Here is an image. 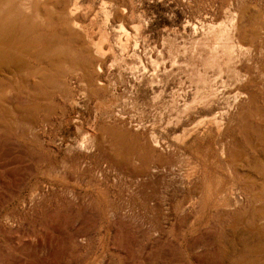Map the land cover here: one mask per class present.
<instances>
[{"label":"rangeland","instance_id":"374dc122","mask_svg":"<svg viewBox=\"0 0 264 264\" xmlns=\"http://www.w3.org/2000/svg\"><path fill=\"white\" fill-rule=\"evenodd\" d=\"M60 4L66 10L76 5L94 42L105 37L102 87L94 83L86 89L70 74L59 91L34 98L33 117L0 126V264H262L264 231L256 216L264 203L256 199L264 197V152L256 133L246 138L239 126L230 129L237 143L229 150L238 144L244 150L232 164L221 156L219 141L182 147L172 139L181 131L168 130L166 123L181 114L196 91L213 90L219 102L213 113L183 119L185 127L222 111L232 98L234 83L221 82L229 71L220 77L200 61L191 62L190 47L207 33L227 34L234 13L242 15L244 38L232 58L251 67L257 90L254 101L245 97L232 104L230 119L239 125L242 109L250 120L264 118V0ZM110 9L113 18L106 22L103 11ZM84 59L90 62L89 56ZM93 69L89 65L90 73ZM193 71L206 74L205 84L190 78ZM100 102L108 110H100ZM95 118L104 137L99 149L82 144ZM122 126L124 149L118 145L115 155L113 136L103 130L118 132Z\"/></svg>","mask_w":264,"mask_h":264},{"label":"bare ground","instance_id":"6f19581e","mask_svg":"<svg viewBox=\"0 0 264 264\" xmlns=\"http://www.w3.org/2000/svg\"><path fill=\"white\" fill-rule=\"evenodd\" d=\"M60 3L61 0H0L1 127H4L3 123H6L5 121L12 122V124L20 123V119H22L23 115H25V117H33L35 112L38 110V106L35 103L34 98L38 97V95L48 97V93H50L51 90L59 91L61 86L63 85L62 80H66L70 74L78 75L82 81L81 85L86 86V89L87 87L90 88L91 86H93L94 83H96V86L101 85L99 77L103 64L105 63V57L107 55V52H105L106 49L101 45V43H106V40L104 39L105 37H102L101 35V39L98 42H94L92 39H90L91 37H89V27H87V25L83 26L80 24L76 13V5L73 4L71 9L66 10L62 9ZM44 7L47 8L46 13L43 12ZM103 13L105 19H103L104 21L109 22V18H113L109 17L110 14L112 15L111 9L109 11L104 10ZM232 15L234 21H231L232 26L227 34L223 35L222 31V33H207L202 39L198 41L197 44L194 42V44L190 47L191 62H193L194 60L200 61V64H202L204 68H213L220 77L223 71L226 72L225 68L227 69V71H229V73H226L229 74L228 78L225 80H221V82L227 83L229 85L234 83L233 88H235V90L233 92L232 98L225 103L222 111L216 112V114H213L210 118L202 116L201 119L196 122V124L191 125V123H189L190 126L185 127L184 125H182L183 119H185V122H190L194 114L209 111L213 113V111H215V104L219 102L218 97L215 95L212 89L210 93L209 91L207 92L204 89L203 92L206 91L204 94H199L198 92L200 91H196L193 93V97L190 103H184V105H182L183 108L181 110V114L180 112H177L180 115H177L176 117H174V119L169 118L166 123V127L168 128V130L171 129L172 132L175 130H178V132L179 130L181 131V134L173 136L172 139L182 147L185 146L188 142H191V146H193L200 141H219L220 143H222V146L220 148L221 156L227 157L229 163L236 164L244 155V150L240 144L236 145L234 150L232 148V151L229 150V146L231 143H237V139L234 137L233 133L230 134V129L233 130L236 126H239L238 130L242 132V136L245 135L246 138H249L251 137V135L256 133L255 136L258 141H260L262 151L264 152V118L257 121H253L252 118V120H250V115L246 114L247 112L245 110L244 114L242 112V109L241 112L239 111V116H242L243 118L240 119L239 125H234L232 120L230 119V116L233 112L232 104L234 105L239 103V101H241L243 98L245 99V97L248 100L254 101L256 99L257 90L255 89V87L257 86V81L255 80V77L250 75L249 69L251 67H242L241 60H233L234 56L232 58V52L234 51V49L236 47H238V49L242 48L240 42L244 38V36H242L243 31L241 32L240 16L242 15L240 13L238 15L237 13H234ZM121 18H123V16ZM119 28L122 29L123 27L120 25ZM74 45H76L75 50H73L72 48ZM87 45H90V48L86 47ZM109 51H112L111 45ZM259 51H261L260 48ZM86 55L90 57L89 63H87L84 59ZM112 56L113 60L115 61L116 55L112 53ZM246 60H248V58ZM248 62L246 63L247 65H249ZM226 64L228 65L225 66ZM89 65H92L94 67L92 73H90L89 71ZM190 78L193 80L195 78L196 81L202 82L200 83L201 85L205 84L207 76L206 74H200L197 73V71H193L192 73H190ZM213 78H215L214 80H216V77ZM12 80H14V82ZM261 83L263 85V82ZM93 88L94 87H92L91 89ZM103 88L105 89V86ZM24 92H26V94L28 93L27 95L29 96H25V99L23 100L21 99V95ZM22 98H24V96ZM39 98H41V96H39ZM36 101H38L37 98ZM171 102L172 105L176 104V101L174 100ZM98 108L100 110H108L106 103L103 104L100 102ZM257 113L255 114L257 115ZM257 117L258 116L254 118ZM96 120L97 118H95L94 122L91 123V127L89 126V129L86 130L84 137L85 140H83L82 144L92 143L99 149L101 147V144H103L104 142V137L100 132L101 130H96ZM103 132L109 133L108 135L113 136V140L115 142H112V144H110V150L116 155L117 150L115 148L118 145L123 148V141L126 138L125 133L127 131H125L124 127L122 126L121 131L119 130L118 132H116L115 130H103ZM108 137L111 138L110 136ZM131 138L132 137H130V139ZM1 139L2 138H0V142ZM155 143L156 145H152V148L157 146V142ZM1 145H3V143ZM137 147L138 145L136 146V148ZM135 149L132 148V150L128 151L130 152L129 154L132 162L138 160L137 157H135ZM256 149L258 148L256 147ZM118 154L120 157L121 153ZM188 179H191V177H188ZM257 195L258 194H256V196ZM256 200L264 203V197L259 196ZM221 207L226 208L224 206ZM263 208L264 207H260L262 211H259L258 213L260 214L256 216L257 221L261 224H259L258 226L261 228L262 233L264 231V225H262L264 223ZM259 252L261 253V251ZM262 262V264H264V257H262Z\"/></svg>","mask_w":264,"mask_h":264}]
</instances>
